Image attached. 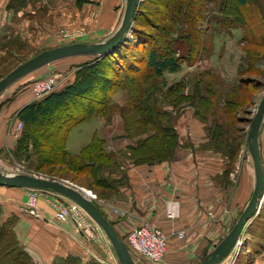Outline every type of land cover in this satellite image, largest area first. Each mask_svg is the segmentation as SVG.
Here are the masks:
<instances>
[{"label":"rangeland","instance_id":"374dc122","mask_svg":"<svg viewBox=\"0 0 264 264\" xmlns=\"http://www.w3.org/2000/svg\"><path fill=\"white\" fill-rule=\"evenodd\" d=\"M254 2L256 1L254 0ZM220 3V0H199L198 5H193L194 10L196 11H198L199 7L204 9V11L200 10V12H204L207 16L204 20L203 18H196L190 23H184V21L180 20L181 16L180 18L179 16L176 17L180 21L175 25L182 24V26H178L180 28H175V31H177L175 33L178 34V37H181V34L184 36L191 34L192 37L193 35L194 37L205 35L206 51L201 52V49H199L197 52H193V65H191V63V66L188 68L185 62H183L181 70L175 73V76L178 78L186 73L184 75V77L186 76L184 89L181 92L183 96L187 97L186 99L180 100L176 98L175 95L167 94L166 90L168 87L163 85L159 80H157V84L159 88L163 87V91L157 92L156 94L159 106L162 110H166L169 115L171 114V116H169L170 124L174 125L172 116L175 112L177 115L185 114L187 112L190 115H199L203 117L205 124H208L207 128L209 126V128L213 130L217 125L222 128V133L218 138H220L221 142L223 138H225L226 143L230 145L232 151L235 149L237 151V147H240L237 152L234 151L236 154L234 153L232 156L229 154L226 155V164L228 168L227 174L230 184L234 186L239 182L244 163L248 162L252 165L253 169L255 168L253 155L249 148L251 143L249 132L251 121L255 115L257 106L261 98L264 96V61L261 60L258 62L253 68V71L241 75L243 82L242 80L238 81L240 77L237 75L238 69L236 66L242 62L245 56L244 46L246 43L241 42L244 33L242 29L241 31L236 30L233 34L230 33L231 29H223V25H230L226 24L223 16L218 12ZM261 5L262 9L254 6L251 0V3L246 5V8L244 9L246 15L249 16V20H247V23L249 24L246 25L253 28L255 31H257L258 28H264V0ZM93 6L95 7V2H93V0H0V79L44 50L73 42L99 43L112 37L121 26L125 11L121 21L114 28H104L94 25V22H96L97 11L91 9ZM126 7L127 3L125 10ZM153 7L154 6H149V9H152ZM164 10L165 9L160 7L161 13H164ZM157 18L161 23L166 21V19L164 21L161 20V16H156L153 20L156 21ZM132 25L135 26V23H132ZM193 25L197 27V30L199 31L198 33H195L194 30L193 32L190 30ZM136 26L147 30V32L157 33L159 31L147 24L145 18L139 19ZM182 27H184L185 30H183ZM133 41H135L134 36L133 39L125 43L128 44ZM190 42L189 40H186L185 44L188 46ZM203 45L204 44H202V46ZM131 54L137 59L141 58L136 66L140 65L143 68L144 65L141 63V60L147 55L146 51L139 49L129 50L127 55L131 56ZM262 54L264 55V49L262 50ZM95 57L97 56H74V62L71 65H77V67L84 66L88 64L89 60L94 59ZM47 66L48 65H46V68H48ZM121 69L122 68H119V70L114 69V71L109 72L114 80L121 82L118 89L114 87L116 92H114L113 102L117 105H125L130 102L127 89L123 87V83L125 82V72H121ZM37 71L38 69L32 73ZM40 72L41 71H38L34 74L37 75L40 74ZM59 73L60 72L57 71H50L48 74L39 76V78H44L49 75L57 76ZM223 75H228V78L231 79V83H229V80L227 79L228 82L224 80ZM26 76L15 83L23 82L27 80V78H30ZM232 76L238 77L235 79V77L232 78ZM39 78L31 79L29 84L32 80L34 81ZM195 78H198L200 81L192 82ZM167 82L168 84H173L176 81L175 79H169ZM192 83L194 85L199 84L201 89H194V91H191L189 86H191ZM23 84L27 85L28 82ZM66 84L67 83L63 84L61 87L59 86L56 90L62 89ZM228 95H232V99L235 100L236 103L233 101L226 102ZM237 99L239 102H237ZM186 104L189 106H185ZM170 105L172 107H170ZM115 109L113 110L114 112L111 113L115 119L113 125L114 133L121 134L122 124L124 133H126L122 119L123 117L121 113ZM102 117L96 116L90 121L75 126L71 130L68 140V149L72 154L78 153L85 145H87L95 131L101 134L103 129ZM16 118H18V113L11 115L7 120V133H11L10 135H12L11 127L16 121ZM109 118L110 117L108 116V120ZM207 128L206 132L209 133L210 130H207ZM24 131L25 128L20 133L19 137L12 135L17 140V145L18 139ZM120 142V139L114 140V150H117L118 143L120 144ZM121 143L120 147H125L127 145V142L125 143V141L124 143ZM259 144L264 163V118L260 128ZM16 149L17 146L11 151L10 149L4 150L6 156L0 161V173L8 176H14L16 174L33 175L47 180L58 182L63 181L66 183L62 182L63 184L73 187L76 190H79V192L83 191L85 194H89L88 197L96 195L97 199L92 200L91 198V201L95 202L100 209L103 205L104 207L108 206L104 201L105 198L118 195V191L111 194L109 191L101 187L97 188L92 185L93 179L89 175L77 178L69 172H66L67 174H62L63 172L61 170L59 171L58 167L39 169L36 165L34 166L35 163H30L29 160L26 159L27 154H18L16 153ZM113 153L120 158L122 167L124 166V168H126L129 164H134L133 161H129V158L121 155V152L119 154L115 152ZM174 157L176 158L175 154ZM16 168L20 169V171L16 170ZM122 180L125 181V178ZM255 182L256 178H254L253 181V190ZM126 184V181L118 183V187L125 186ZM253 190H251L248 202L252 196ZM26 202L27 199L23 203V207L26 206ZM260 204V209L251 217L249 223H247L244 228V232L239 242L228 256V260H230L232 264H264V190ZM243 210L240 208L238 211L237 209L234 210V216L232 219L233 226ZM83 211L97 227L96 230H91L92 235L86 234L82 231L81 233L84 234L90 242L97 246V252H99L100 255H111L112 259H109L112 263L105 262L103 264H122L121 259L106 232L84 208ZM245 235L246 237H244ZM122 236L125 237V235ZM130 252L135 263L141 264L142 261L139 260L138 255L132 249H130ZM208 253L209 252H207L206 255ZM206 255L204 254L203 259ZM13 256L14 253H12L11 258H7V261L9 260L12 262ZM66 259H69L71 264H85L84 262H81L79 257L74 255H71L68 258H61L53 264H64ZM223 260L221 261L223 262ZM1 263L5 264V262Z\"/></svg>","mask_w":264,"mask_h":264},{"label":"crops","instance_id":"0c3cea01","mask_svg":"<svg viewBox=\"0 0 264 264\" xmlns=\"http://www.w3.org/2000/svg\"><path fill=\"white\" fill-rule=\"evenodd\" d=\"M93 2L95 7L91 9L97 11L94 25L114 28L123 17L127 0H93ZM252 3L254 6L258 4L254 0ZM241 26V23H237L230 33L233 34L236 30L241 31ZM73 58L58 60L48 64V68L43 66L38 69L41 71L40 74L36 75L34 73L38 71L34 72L30 74L31 76H26L30 77L27 80L12 84L2 93L0 97V161L6 156L4 150L11 151L17 146V140L12 136L13 134L7 133V120L29 103L38 101L33 98L31 88L33 80L30 84L29 81L50 71H57L60 72L57 75L60 87L65 83H67L65 86L73 83L79 68L77 65H71L74 62ZM183 62L188 68L191 66L187 61H182V64ZM236 67L239 69V65ZM238 71L237 75H239ZM175 73H169L167 80H185L186 73L180 78L175 76ZM223 79L231 83L228 75H225ZM195 81H198V78L192 82ZM26 82L28 84L24 85L23 83ZM194 86L193 83L189 86L191 91H194ZM113 117L111 115L109 120L102 117L104 124L102 123L101 134L95 131L90 142L74 154H79L92 142L94 136H98L105 141L107 151L118 154L121 152L123 155L129 143H134L135 138L127 137L123 124L121 134H115ZM172 120L178 133L176 158L173 156L163 162L129 164L126 168L121 167L123 172L112 173V178L120 181L125 178L127 184L119 186L118 195L104 199L108 204L107 207L101 204L100 206L102 212L114 223L120 235H126L128 230L143 221L162 227L169 235L168 251L163 264H197L203 260L204 254L213 250L228 235L233 226L234 210L246 208L253 190V181L256 178L255 168L253 169L248 162L244 163L238 184L232 186L227 174L226 149L220 150L214 147L215 139L211 141L209 133L206 132L208 124H205L203 117L190 115L188 112L177 115L175 112ZM69 137L70 133L66 145L68 151ZM117 139L123 143L127 142V145L120 147L122 144L120 142L117 150H114V140ZM125 181L122 180V182ZM29 189L0 184V230H4L0 237V264L1 262L15 264L16 258L21 254L27 257L29 264H53L71 255L79 257L85 264L112 263L109 259L111 255H100L97 252V246L76 228L72 220L57 219L49 205V199L51 197L65 199L64 196L44 192L38 201L41 217H33L26 213L23 210V203L28 197ZM170 199H178L181 203V217L175 223L165 217V203ZM113 208L123 210L127 212V215L119 217ZM5 224H9L8 227H3ZM178 229L185 230V238L181 239L175 234V230ZM12 253H14L13 261H7V258L12 257ZM141 264H147V262L143 261ZM218 264H230V260L227 258Z\"/></svg>","mask_w":264,"mask_h":264},{"label":"trees","instance_id":"16d2710c","mask_svg":"<svg viewBox=\"0 0 264 264\" xmlns=\"http://www.w3.org/2000/svg\"><path fill=\"white\" fill-rule=\"evenodd\" d=\"M198 1L144 0L137 11L135 26H133L135 41L128 44L121 43L115 50L89 60L84 66H78L73 83L49 93L41 100L29 103L18 112V118L23 121L25 131L18 139L16 153L27 154L26 159L30 163H35L34 166L36 165L39 169L58 167L62 174L69 172L77 178L89 175L93 179L92 185L114 194L120 188L118 183L123 182L112 178V173L117 174L123 170H121L120 158L106 150L105 141L94 136L92 142L79 154H71L66 145L69 133L75 126L95 116L111 117V113L116 108L115 110L119 111L123 117L127 137L135 138L134 143L129 144L123 153L126 158L131 159L130 161L134 164H153L173 158L178 145V133L169 122L171 114L169 115L159 106L156 93L162 92L163 87L159 88L157 80L168 87L167 94L175 95L180 100L187 98L181 94L185 80L168 84L167 76L169 73L179 71L182 61L185 60L191 64L193 52L199 49L201 52L206 51L205 35L192 37L191 34L188 36L181 34V37H178L175 33L177 32L175 28L182 26L181 23L175 25L180 20L190 23L196 18L204 20L207 17L204 12H200V10L204 11L202 7H199L198 11L194 10L193 5H198ZM220 1L218 12L223 16L226 24L230 25H223V29H232L237 23H241L243 27L244 34L241 42L246 43L245 56L238 69L240 77L238 81L243 82L241 75L253 71L258 62L264 61L262 54L264 28H258L255 31L246 25L249 24L247 23L249 16L244 9L251 0ZM255 1L258 3L255 5L262 9L263 0ZM149 6L154 7L149 9ZM160 7L165 9L164 13H161ZM156 16H161V20L166 19V21L161 23L158 18L156 21L153 20ZM177 16L179 18L181 16L180 20L176 18ZM142 18L159 31L147 32L136 26L138 20ZM182 28L185 30L184 27ZM190 30L199 32L195 25ZM186 40L189 42L191 40V44L187 46ZM134 49L144 50L147 53L141 60L143 68L140 65L136 66L141 58L137 59L133 54L127 55L129 50ZM119 68L123 69L121 72H125L123 87L127 89L130 99V102L125 105H117L113 102L115 88L118 89L121 82L114 80L109 72ZM194 89H201V87L197 84ZM232 98V95H228L226 102H235ZM237 102H239L238 99ZM209 130L211 141L215 139L214 147L220 150L226 149L225 156L228 154L232 156L240 149L237 147V151L236 149L232 151L225 138L222 142L220 141L218 138L222 133L220 126L217 125L213 130L211 128ZM8 225L5 224L3 227ZM3 231L0 230V237ZM120 237L127 242L126 237L122 235ZM22 255L16 258L15 264H29L27 257ZM64 264H71V261L66 259ZM91 264L100 263L91 262Z\"/></svg>","mask_w":264,"mask_h":264},{"label":"water","instance_id":"95a60500","mask_svg":"<svg viewBox=\"0 0 264 264\" xmlns=\"http://www.w3.org/2000/svg\"><path fill=\"white\" fill-rule=\"evenodd\" d=\"M137 11V0H127V7L121 26L112 37L105 41L99 43L73 42L44 50L35 55L28 61L16 67L8 75L0 79V95L19 79L58 60L80 55L99 57L115 50L125 39L128 38L126 34L130 31V27L135 20ZM263 118L264 96L261 98L257 106V110L251 121L249 132L251 140L249 148L253 155L256 175L255 187L250 201L240 214L228 235L212 251H210L201 262L197 264H217L219 261L227 258L236 243L240 240L247 223L259 208L264 190V163L259 144L260 128ZM0 184L6 186L52 190L69 197L79 203L103 228L112 241L122 264H136L128 245L118 235L115 225L108 219L95 202L81 194L79 190L65 185L62 182L47 180L33 175L16 174L14 176H8L0 173Z\"/></svg>","mask_w":264,"mask_h":264},{"label":"built area","instance_id":"2783aa9c","mask_svg":"<svg viewBox=\"0 0 264 264\" xmlns=\"http://www.w3.org/2000/svg\"><path fill=\"white\" fill-rule=\"evenodd\" d=\"M143 2L144 0H137L138 9ZM132 26L126 35L128 36V40L133 39ZM59 85L60 80L55 75H49L44 78L34 80L31 86L34 100H41L49 93L55 91ZM23 126V121L19 118H16V121L11 127L12 134L15 137H19L23 130ZM16 170L20 171V169L17 168ZM44 192H52L54 194L57 193L52 190L30 188L26 206L23 207V210L33 217H41V209L38 205V201ZM64 197L65 199H61L59 197H49V205L54 210L57 219L62 221L70 219L74 222L76 228L79 231L92 235L91 230H96L97 226H95L94 223L86 216V213L83 211V208L79 203L67 196ZM89 198H92V200L97 199L96 195H92ZM113 211L119 217H125L127 215V212L123 210L113 208ZM165 217L174 223L179 220L181 217V203L178 199H170L165 203ZM98 229L100 230L99 227ZM175 234L181 239L186 237V232L183 229L175 230ZM126 240L128 247L138 255L140 261H146L147 264H162L164 262L165 255L168 251L169 235L163 230L162 227L143 221L128 230L126 233ZM231 263L232 262H230V264Z\"/></svg>","mask_w":264,"mask_h":264},{"label":"bare ground","instance_id":"6f19581e","mask_svg":"<svg viewBox=\"0 0 264 264\" xmlns=\"http://www.w3.org/2000/svg\"><path fill=\"white\" fill-rule=\"evenodd\" d=\"M80 193L83 194V195H85L87 198H89V197H88L89 194L87 195V194H85V192H83V191H80ZM88 193H89V192H88ZM89 199H90V198H89Z\"/></svg>","mask_w":264,"mask_h":264}]
</instances>
